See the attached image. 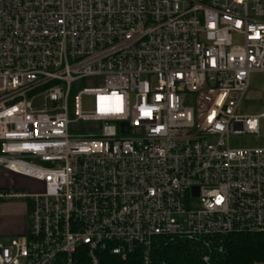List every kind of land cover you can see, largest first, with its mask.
<instances>
[{"label": "built area", "instance_id": "2783aa9c", "mask_svg": "<svg viewBox=\"0 0 264 264\" xmlns=\"http://www.w3.org/2000/svg\"><path fill=\"white\" fill-rule=\"evenodd\" d=\"M256 73L264 0H0V168L44 187L0 192L30 218L0 264L264 234V147L229 144L264 141Z\"/></svg>", "mask_w": 264, "mask_h": 264}, {"label": "trees", "instance_id": "16d2710c", "mask_svg": "<svg viewBox=\"0 0 264 264\" xmlns=\"http://www.w3.org/2000/svg\"><path fill=\"white\" fill-rule=\"evenodd\" d=\"M208 253L203 241L176 239L155 244L152 264H206L203 257ZM210 256V264H264V234L237 233L221 238L212 243ZM100 258L101 264H143L139 252L125 261L106 251Z\"/></svg>", "mask_w": 264, "mask_h": 264}, {"label": "rangeland", "instance_id": "374dc122", "mask_svg": "<svg viewBox=\"0 0 264 264\" xmlns=\"http://www.w3.org/2000/svg\"><path fill=\"white\" fill-rule=\"evenodd\" d=\"M236 43H241L240 39H235ZM264 112V73H256L251 78V89L248 99L242 104V115H255ZM230 148L232 150H246L264 147L262 138L256 136H238L230 140ZM0 192L4 194H24L30 195L41 193L44 189L41 183L24 177L15 176L4 172L0 169ZM13 201V200H12ZM16 202H24V200H14ZM4 242V241H0Z\"/></svg>", "mask_w": 264, "mask_h": 264}, {"label": "crops", "instance_id": "0c3cea01", "mask_svg": "<svg viewBox=\"0 0 264 264\" xmlns=\"http://www.w3.org/2000/svg\"><path fill=\"white\" fill-rule=\"evenodd\" d=\"M29 220L27 201H0V241L7 242L24 235L28 230Z\"/></svg>", "mask_w": 264, "mask_h": 264}, {"label": "snow or ice", "instance_id": "6c2138e0", "mask_svg": "<svg viewBox=\"0 0 264 264\" xmlns=\"http://www.w3.org/2000/svg\"><path fill=\"white\" fill-rule=\"evenodd\" d=\"M221 199H222V198H218L217 203H219Z\"/></svg>", "mask_w": 264, "mask_h": 264}]
</instances>
